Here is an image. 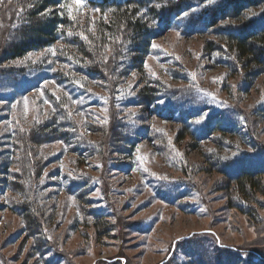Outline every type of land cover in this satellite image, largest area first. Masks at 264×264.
<instances>
[{"label":"rangeland","instance_id":"rangeland-1","mask_svg":"<svg viewBox=\"0 0 264 264\" xmlns=\"http://www.w3.org/2000/svg\"><path fill=\"white\" fill-rule=\"evenodd\" d=\"M72 7L80 9L75 1ZM254 13L251 16L256 17L258 13ZM8 15L1 17L0 29H6ZM209 41L218 40L209 33L162 30L153 39V49L160 55L146 58L145 75L199 93L208 106L203 114L209 118L223 116L227 110L244 113L242 128L235 135L215 131L200 141L185 133L184 125L175 120L151 116L143 108L121 106L144 84L134 73L114 79L119 86L113 90L111 86V91L103 82H88L87 88L101 95L105 104L83 112L77 110V100L48 78L34 89L25 87L23 95L11 102L0 101V116L5 119L0 122V160L10 153L8 144L15 126H21L24 141L11 170L29 172L27 183L19 184L41 201L50 224L44 229L54 236L68 264H106L112 260L157 264L170 252H179V246H185L184 238L202 233H214L227 246L264 251V185L262 191L242 199L233 184L226 188L227 181L214 166L217 157L229 160L264 150V74L248 76L238 64L223 65L217 61L220 54L207 51ZM225 57L235 63L232 57ZM172 71L181 72L186 79H172ZM57 103L68 110L77 124L76 131L95 151L88 148L75 153L62 142L32 145L27 132L35 122L62 109ZM139 126L146 129L148 137L132 132ZM241 131L249 133L253 144L240 137ZM131 136L136 143L129 151L126 141ZM73 184L77 193L68 191ZM161 184L166 189L180 187L190 195L171 205L157 195ZM11 190L8 184H0V253L5 264H42L31 256V239L23 234L21 218L8 202L15 196ZM83 190L90 193L78 198ZM237 198L242 199L240 208L234 205ZM187 204L194 205L195 213L184 207ZM94 209L102 210L103 223L89 216Z\"/></svg>","mask_w":264,"mask_h":264},{"label":"trees","instance_id":"trees-1","mask_svg":"<svg viewBox=\"0 0 264 264\" xmlns=\"http://www.w3.org/2000/svg\"><path fill=\"white\" fill-rule=\"evenodd\" d=\"M72 1L75 0H4L0 4V19L7 13L10 17L6 29H0V101L11 102L23 95L25 87L34 89L38 84H45L48 78L77 100V110L83 112L87 107L105 104L101 95L87 88L88 82H103L105 89L111 91V86L112 90L119 86L114 79L134 73L144 84L121 106L143 108L151 116L175 120L184 125L185 133L200 141L208 139L215 131L224 136L241 130L244 113L234 110L195 122L208 108L204 98L196 91H184L147 77L144 62L150 55H160L153 49V39L164 29H176L188 35L212 34L220 42L209 41L206 49L220 54L217 61L226 66L238 64L248 76L264 74V0H82L78 5L80 9L73 8ZM254 12L258 13L256 17L251 16ZM225 56L232 57L235 63ZM178 73L172 71V79H186L184 74L180 72L178 76ZM57 104L62 109L35 122L27 132L32 145L62 142L72 146L75 153L88 148L95 151L76 131L77 124L68 110L61 103ZM4 120L0 116V122ZM20 128L15 126V134L10 136L12 141L8 144L10 153L0 160V184H8L15 193L8 202L10 200L12 211L21 218L23 234L31 239V256L42 264H68L57 249L54 236L44 229L50 224L46 222L41 201L19 184L27 183L26 173L29 172L18 174L11 170L15 154L22 149L24 141L21 135L24 131ZM132 132L148 137L144 127L132 128ZM248 134L241 131L240 135L243 140V136L247 137V143L252 140ZM135 139L134 136L127 138L129 151L134 148ZM258 150L255 156L243 155L229 160L217 157L214 163L227 181L226 188L233 184L242 199L263 190L264 150ZM162 185L159 186L162 190H156L157 195L171 205L190 195L180 187L166 189ZM74 186L68 187L70 193H77ZM90 191L83 190L77 196L84 198ZM242 199L237 198L235 207L240 208ZM184 207L195 213L194 205ZM89 212L95 221L103 223L105 215L101 209ZM182 242L185 246H179L175 254L170 252L161 264H264V251L227 246L220 243L214 233L187 237ZM0 264H5L1 253ZM106 264L123 263L112 260Z\"/></svg>","mask_w":264,"mask_h":264},{"label":"snow or ice","instance_id":"snow-or-ice-1","mask_svg":"<svg viewBox=\"0 0 264 264\" xmlns=\"http://www.w3.org/2000/svg\"><path fill=\"white\" fill-rule=\"evenodd\" d=\"M4 2V0H0V4H2ZM10 2V0H9ZM76 4L77 5H80L82 4V0H75ZM157 7H160V5H156ZM21 11H23V9H21ZM98 11V10H97ZM186 15V14H185ZM253 15H255V13H253ZM153 47H156V45H153ZM160 103H163V101H160ZM15 106V105H14ZM207 117V113L203 114L201 117H200V120H197L196 122L199 123L201 122V120L203 119H206ZM182 239V238H181ZM246 255V254H245Z\"/></svg>","mask_w":264,"mask_h":264},{"label":"water","instance_id":"water-1","mask_svg":"<svg viewBox=\"0 0 264 264\" xmlns=\"http://www.w3.org/2000/svg\"><path fill=\"white\" fill-rule=\"evenodd\" d=\"M161 263H162V262H161ZM161 263H160V264H161Z\"/></svg>","mask_w":264,"mask_h":264}]
</instances>
